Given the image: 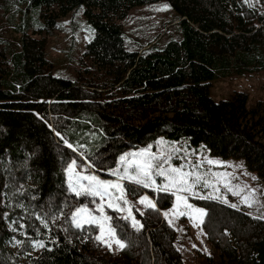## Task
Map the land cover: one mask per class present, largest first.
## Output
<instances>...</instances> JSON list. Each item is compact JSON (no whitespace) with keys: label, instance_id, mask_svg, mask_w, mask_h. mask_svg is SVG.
I'll return each mask as SVG.
<instances>
[{"label":"trees","instance_id":"16d2710c","mask_svg":"<svg viewBox=\"0 0 264 264\" xmlns=\"http://www.w3.org/2000/svg\"><path fill=\"white\" fill-rule=\"evenodd\" d=\"M158 2L175 12L179 35L162 48L127 49L112 18ZM54 6L59 11L43 22V9ZM0 10L14 11L8 21L16 23L15 36L0 27V264H185L163 215L173 205L170 193L148 190L158 211L134 210L140 231L109 212L127 244L119 254L97 242L96 226L71 224L75 207H90L92 198L67 191L63 169L72 159L83 167V158L64 138L86 146L84 156L96 164L89 171L102 179L120 155L164 139L239 161L264 184V101L251 106L244 91L212 98L215 82L264 72V0H0ZM79 11L94 33L84 56L111 75L122 96L105 100L103 87L53 72L41 37ZM126 186L132 195L141 190ZM191 202L207 212L202 227L212 245L198 264H264L263 219L215 198ZM16 218L28 237L18 252L8 246ZM37 235L51 240L34 255L27 247Z\"/></svg>","mask_w":264,"mask_h":264},{"label":"rangeland","instance_id":"374dc122","mask_svg":"<svg viewBox=\"0 0 264 264\" xmlns=\"http://www.w3.org/2000/svg\"><path fill=\"white\" fill-rule=\"evenodd\" d=\"M165 5L167 4L164 2L153 3L132 10L130 15L124 20L115 17L112 18V21L121 25L124 30L127 49L138 50L149 44H156L162 48L170 39L179 35L180 31L179 26L176 25L177 18L175 12L168 5L167 10H158ZM58 11L59 8L57 6L50 9L44 8L40 16L41 20L44 22L48 16ZM13 14L14 11L5 14L4 10H0V27L5 25L10 30L9 33L15 36L16 23L11 24L8 21ZM15 18L18 23L19 15L15 16ZM58 22L59 26L51 35L44 34L41 37L47 41V57L53 72L59 76H70L81 84L92 82L99 87H103L105 100L109 96H122V93L117 87H111V75L84 56L87 45L92 40L94 33L88 27L83 12H72L66 17H61ZM235 91L247 92L250 97L249 104L251 106L259 101H264V72L252 76L219 80L213 84L212 98L215 101H224ZM64 140L67 139L64 138ZM162 140L165 142L164 144H159L157 141L151 145L152 152L159 153L162 149L171 150L173 147L179 149L178 152L173 153L171 163L175 167H182L184 171L198 172L201 174V183L196 187L199 196L215 198L231 203L245 209L251 216L264 220V184L258 180L255 174L245 169L241 162L211 158L205 150L191 147L186 141L175 143L164 139ZM74 148L78 149L76 153L79 155L80 153L84 154L87 149L84 145H78ZM140 149H144V147L134 148L126 153L135 152ZM208 160H213L218 163L209 164ZM196 165L200 166L195 167ZM78 166V171L82 170V167L80 165ZM253 177H256V179H253ZM115 179L116 177L110 175V179L107 180ZM194 179V176L190 178V182ZM205 181L209 185H214V187L203 186ZM163 182V178L157 177L158 184ZM124 183L127 189V199L132 204V213L134 210L141 211L144 205L139 203L140 196L147 195L149 197L148 190L151 189L140 188L141 190L138 194L132 195L126 186V184L129 185L128 182ZM226 183L232 188V191L229 190V187L225 186ZM216 189L219 190L217 191ZM234 192L238 194H234ZM245 196L250 197L251 207L244 203ZM191 198L197 199L199 197H189V203L193 204ZM122 207L124 206L122 205ZM90 208L94 209L95 204H91ZM171 208L165 211H169ZM105 211L109 215V212L114 210L105 207ZM118 213L122 216L126 215V212ZM165 219L167 222L169 219L172 220L171 225L175 228L177 234L176 247L180 251L185 264H198L201 258L210 254L212 245L207 239L202 224L200 227H196L194 221L187 216H170ZM56 220H59V217ZM9 227L16 237L8 243V246L10 249L18 252L24 248L26 244L25 240L28 238L26 237L22 219L16 218L14 221L9 220ZM97 235H99V229ZM47 240H51L49 235L46 238L38 236L32 239L27 248L32 254L37 255L45 249ZM36 242H43L45 246L41 248ZM97 242L105 251L112 254H119L122 251L115 244L109 249L103 243Z\"/></svg>","mask_w":264,"mask_h":264},{"label":"snow or ice","instance_id":"6c2138e0","mask_svg":"<svg viewBox=\"0 0 264 264\" xmlns=\"http://www.w3.org/2000/svg\"><path fill=\"white\" fill-rule=\"evenodd\" d=\"M248 3V0H245ZM249 6H252L251 4ZM165 5L158 10H167ZM60 136V133H56ZM63 139V137H61ZM69 149L76 152L78 149L74 148L72 144L64 141ZM159 144L165 142L161 139ZM149 145L144 149L135 152L124 153L119 156L115 167L109 168L107 171L115 180L101 179V177L89 169L95 168V162L88 161V158L80 153L83 157L82 170L78 171V164L76 159H72L67 163L63 171L66 173L67 191L75 197L92 198L90 203L95 204V208H90L88 204L81 203L75 207L70 214L71 224L78 230L87 231L85 226L95 225L99 229V235L95 237L97 241L103 243L109 249L113 244L117 245L121 250L127 247V244L120 239L117 228L113 225V217L108 215L105 207L113 209L115 212H126V215L121 219L131 222V227L140 231L143 225L136 219L132 213V204L127 199V189L124 182H128L132 187L133 193H137L138 188L151 189L153 192L171 194L175 197V204L169 211L163 213L165 218L170 216H187L194 221L196 227H200L203 223V218L207 212L203 208H197L189 203L190 196H198L201 199L209 197L199 196L196 191L197 185L201 183L202 176L198 172L184 171L182 167H175L171 161L173 153L178 152L179 149L173 147L171 150L162 149L159 153H154ZM209 164L218 163L213 160H208ZM196 165L195 167H199ZM227 175V174H225ZM195 177L194 180L190 178ZM157 177L163 178V183H157ZM256 179V177H253ZM205 187L209 185L207 181L204 182ZM226 187L232 191V188L226 183ZM217 191L219 189H216ZM234 194H238L235 193ZM139 203L146 208L157 210L156 203L147 195H141ZM244 203L251 207L250 197H244ZM122 205L124 207H122ZM67 207V203H65ZM232 207H236L232 205ZM62 214V213H61ZM143 213H141L142 215ZM39 218V217H38ZM169 224L172 220L169 219ZM45 227H48L46 221H42ZM66 232L67 229H64ZM39 247H44L43 242H36Z\"/></svg>","mask_w":264,"mask_h":264}]
</instances>
